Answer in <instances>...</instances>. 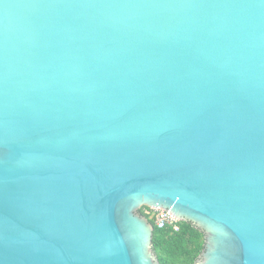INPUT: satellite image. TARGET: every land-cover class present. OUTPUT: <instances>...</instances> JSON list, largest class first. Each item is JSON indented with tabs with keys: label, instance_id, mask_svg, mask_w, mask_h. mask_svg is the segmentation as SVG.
Returning <instances> with one entry per match:
<instances>
[{
	"label": "water",
	"instance_id": "water-1",
	"mask_svg": "<svg viewBox=\"0 0 264 264\" xmlns=\"http://www.w3.org/2000/svg\"><path fill=\"white\" fill-rule=\"evenodd\" d=\"M264 264V0H0V264Z\"/></svg>",
	"mask_w": 264,
	"mask_h": 264
},
{
	"label": "trees",
	"instance_id": "trees-1",
	"mask_svg": "<svg viewBox=\"0 0 264 264\" xmlns=\"http://www.w3.org/2000/svg\"><path fill=\"white\" fill-rule=\"evenodd\" d=\"M142 207L140 212L154 224L153 247L161 264H195L204 248L203 231L193 222L180 221L179 230L173 226L159 228Z\"/></svg>",
	"mask_w": 264,
	"mask_h": 264
},
{
	"label": "built area",
	"instance_id": "built-area-1",
	"mask_svg": "<svg viewBox=\"0 0 264 264\" xmlns=\"http://www.w3.org/2000/svg\"><path fill=\"white\" fill-rule=\"evenodd\" d=\"M146 212L155 220L159 228L173 226L175 230H179V222L181 220L177 216L167 214L157 208H148Z\"/></svg>",
	"mask_w": 264,
	"mask_h": 264
}]
</instances>
